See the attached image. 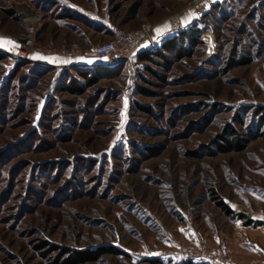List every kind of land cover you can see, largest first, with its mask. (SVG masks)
I'll return each mask as SVG.
<instances>
[{"label": "rangeland", "instance_id": "rangeland-1", "mask_svg": "<svg viewBox=\"0 0 264 264\" xmlns=\"http://www.w3.org/2000/svg\"><path fill=\"white\" fill-rule=\"evenodd\" d=\"M222 1L203 41L165 68L140 52L122 65L70 60L95 62L99 44L145 24L157 41L168 18H197L195 0H0V39L13 42L0 46V264L80 252L77 264H195L202 242L230 254L240 218L212 191L258 210L264 1Z\"/></svg>", "mask_w": 264, "mask_h": 264}, {"label": "crops", "instance_id": "crops-1", "mask_svg": "<svg viewBox=\"0 0 264 264\" xmlns=\"http://www.w3.org/2000/svg\"><path fill=\"white\" fill-rule=\"evenodd\" d=\"M217 1H222V0H215V2ZM195 12L197 13L196 10ZM197 20H198V16L196 18L194 13L192 14L188 10L184 9L180 16L178 17L174 16L168 18L166 21H163L161 23L160 31H159L161 32L159 33V35L161 36L160 39L166 38L171 33H173L174 31L180 28H186L194 24ZM95 54L98 58L97 60H95V62H89L87 61V59H78V61H76V59L74 60V58H72L70 62L71 64H76V63H83V64L86 63L91 65L104 64L103 59H101L97 55L96 51ZM50 57L55 59L57 64L63 61L66 62L68 60V58H62V57L56 58L54 56H50ZM258 202H259L258 210L252 211L251 215L254 219L259 220L260 223L257 226L249 225L246 224L244 221L245 219L242 218L235 223V228L233 229V231L232 232L229 231L227 233L228 234L226 241L227 250L230 253V256L237 264H249L251 259L254 257H256L259 260L260 264H264V189L263 192L261 190V192L258 194ZM193 262H195V264L199 263L196 260H194Z\"/></svg>", "mask_w": 264, "mask_h": 264}, {"label": "built area", "instance_id": "built-area-1", "mask_svg": "<svg viewBox=\"0 0 264 264\" xmlns=\"http://www.w3.org/2000/svg\"><path fill=\"white\" fill-rule=\"evenodd\" d=\"M215 3L214 0H195L194 7L199 16L197 20L199 25H202L204 15ZM153 33V24H145L139 29L128 32L121 31L115 39L99 44L96 47V53L107 65L122 64L136 56L147 42L151 48L156 50L159 40L156 41L154 39ZM23 49L21 50V54H23ZM190 256L193 260L198 259L217 264H234L230 254L226 251H216L205 242L192 247Z\"/></svg>", "mask_w": 264, "mask_h": 264}, {"label": "trees", "instance_id": "trees-1", "mask_svg": "<svg viewBox=\"0 0 264 264\" xmlns=\"http://www.w3.org/2000/svg\"><path fill=\"white\" fill-rule=\"evenodd\" d=\"M215 9H224V1H218L214 5ZM232 6V5H231ZM254 7V6H253ZM234 8V7H233ZM258 8L254 7V11H257ZM223 12V11H222ZM206 15V14H205ZM203 41L202 31L199 27L198 23L193 24L190 27L180 28L175 31L173 34L164 38L163 41L160 42L159 48L157 50L151 49H141L139 51V57L142 60H151L156 61V57H161V64L164 65L165 68H170L172 64V56L170 54L175 55L174 58H181L183 55L186 56L187 54H191L193 50ZM137 55V54H136ZM171 56V57H170ZM86 77L88 78L89 84H93L97 81V75L94 74H87L85 73ZM76 87V86H75ZM78 87V86H77ZM264 111V110H263ZM231 145L226 146V150H230ZM212 198L214 202L228 215L232 218H240L245 219V223L249 225L257 226L260 221L254 219L250 213L245 211H237L235 210L225 199L224 197L217 191H212ZM81 255V252L78 256L73 254L68 259L64 260V263L70 264H77L81 260H86L84 258V254ZM195 263V262H194ZM214 263V262H212ZM197 264H210V262H203ZM217 264V263H216Z\"/></svg>", "mask_w": 264, "mask_h": 264}, {"label": "bare ground", "instance_id": "bare-ground-1", "mask_svg": "<svg viewBox=\"0 0 264 264\" xmlns=\"http://www.w3.org/2000/svg\"><path fill=\"white\" fill-rule=\"evenodd\" d=\"M24 12V10H22ZM209 31L207 30V33ZM33 40H34V35L30 34L29 36H26L25 43L22 45L23 49V55H28L32 49L33 46ZM34 52V51H33Z\"/></svg>", "mask_w": 264, "mask_h": 264}, {"label": "snow or ice", "instance_id": "snow-or-ice-1", "mask_svg": "<svg viewBox=\"0 0 264 264\" xmlns=\"http://www.w3.org/2000/svg\"><path fill=\"white\" fill-rule=\"evenodd\" d=\"M7 44H13V42L12 41H5V40L0 39V46H5Z\"/></svg>", "mask_w": 264, "mask_h": 264}, {"label": "water", "instance_id": "water-1", "mask_svg": "<svg viewBox=\"0 0 264 264\" xmlns=\"http://www.w3.org/2000/svg\"><path fill=\"white\" fill-rule=\"evenodd\" d=\"M103 63L105 64V61L103 60Z\"/></svg>", "mask_w": 264, "mask_h": 264}]
</instances>
